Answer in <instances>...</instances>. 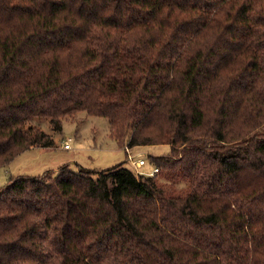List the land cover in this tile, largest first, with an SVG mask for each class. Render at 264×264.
Masks as SVG:
<instances>
[{"label": "trees", "instance_id": "trees-1", "mask_svg": "<svg viewBox=\"0 0 264 264\" xmlns=\"http://www.w3.org/2000/svg\"><path fill=\"white\" fill-rule=\"evenodd\" d=\"M83 111L171 150L12 177L0 264H264V0H0V167Z\"/></svg>", "mask_w": 264, "mask_h": 264}, {"label": "rangeland", "instance_id": "rangeland-1", "mask_svg": "<svg viewBox=\"0 0 264 264\" xmlns=\"http://www.w3.org/2000/svg\"><path fill=\"white\" fill-rule=\"evenodd\" d=\"M34 125H39L45 132L53 135L56 146H63L65 141L71 139V149L62 148H36L32 151L24 152L17 156L7 166L0 167V187L8 184L12 177L21 175H42L45 171L56 170L59 164L70 162L71 168L78 170V164L93 169L106 170L114 168L120 164L132 168L128 160L127 146H123L111 135L109 121L106 118L90 116L86 112H79L73 118L63 121L62 133H55L46 122L34 121ZM128 140V138H127ZM130 154L146 160L143 172H151L154 165L149 161V155L162 156L168 154L171 147L168 145H156L129 149ZM69 160V161H67ZM164 168L162 171L165 172ZM182 178H169L168 189L176 194L183 193L187 186L180 184Z\"/></svg>", "mask_w": 264, "mask_h": 264}, {"label": "built area", "instance_id": "built-area-1", "mask_svg": "<svg viewBox=\"0 0 264 264\" xmlns=\"http://www.w3.org/2000/svg\"><path fill=\"white\" fill-rule=\"evenodd\" d=\"M70 141H71V139H68V140L65 141V143L63 145V148L65 150H69V149L72 148L71 144H70ZM126 152L129 153L128 160L130 161V163H131L132 167L134 168L135 173L137 175L155 176L159 172V168L158 167H154L153 171H151V172H147V173L143 172L142 168H143V166L146 165V160H144L143 158H140L141 157L140 154H139V158L136 159L135 156L130 154L129 148H127Z\"/></svg>", "mask_w": 264, "mask_h": 264}, {"label": "crops", "instance_id": "crops-1", "mask_svg": "<svg viewBox=\"0 0 264 264\" xmlns=\"http://www.w3.org/2000/svg\"><path fill=\"white\" fill-rule=\"evenodd\" d=\"M56 147H57V149H58V148H62V149H64L63 146H60V147H59V146H55V147H52V148L54 149V148H56ZM36 148H42V147H34V148H31V149L27 150L26 152H28V151H32V150H34V149H36ZM45 149L50 150V148H45ZM64 150H65V149H64ZM141 153H142V152H139V154H141ZM67 161H69V160H67ZM66 163H70V162H63L62 164H59V165L61 166V165H64V164H66ZM77 165H78V166H82L81 164H78V163H77ZM60 166H59V167H60ZM145 166H146V165H145ZM145 166H143V167H145ZM82 167H84V166H82ZM85 168H86V167H85ZM56 169H58V168H56ZM142 170H143V168H142ZM45 172H46V171H45ZM31 176H35V175H31Z\"/></svg>", "mask_w": 264, "mask_h": 264}]
</instances>
